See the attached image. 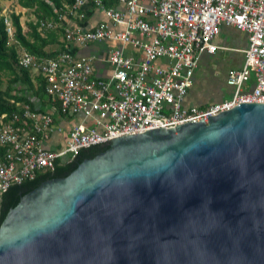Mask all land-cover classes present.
Returning <instances> with one entry per match:
<instances>
[{
  "label": "water",
  "instance_id": "95a60500",
  "mask_svg": "<svg viewBox=\"0 0 264 264\" xmlns=\"http://www.w3.org/2000/svg\"><path fill=\"white\" fill-rule=\"evenodd\" d=\"M0 264H264V102L114 137L16 195Z\"/></svg>",
  "mask_w": 264,
  "mask_h": 264
},
{
  "label": "built area",
  "instance_id": "2783aa9c",
  "mask_svg": "<svg viewBox=\"0 0 264 264\" xmlns=\"http://www.w3.org/2000/svg\"><path fill=\"white\" fill-rule=\"evenodd\" d=\"M86 3L102 9L105 19L91 26L59 25L67 13L83 18ZM9 12L2 10L11 42ZM53 13L33 24L41 31L61 27L64 47L49 56L20 48L17 64L41 77L56 108L51 113L21 104L18 113L0 112V194L72 161L81 148L148 129L206 122L239 102H264V0H115L108 6L102 0H73ZM221 24L245 33L247 41L241 65L225 76L231 94L205 107L185 105L199 56L218 48L214 37ZM104 39L115 47L106 55L111 72L103 78L94 75L92 58L75 48ZM53 113L78 118L63 143L50 149L44 142L61 131Z\"/></svg>",
  "mask_w": 264,
  "mask_h": 264
},
{
  "label": "crops",
  "instance_id": "0c3cea01",
  "mask_svg": "<svg viewBox=\"0 0 264 264\" xmlns=\"http://www.w3.org/2000/svg\"><path fill=\"white\" fill-rule=\"evenodd\" d=\"M2 1L3 3H1ZM60 1V3H63L64 0ZM47 3L50 5L51 11L53 12L55 6L50 1ZM0 4L7 10L19 13L21 32L30 40L32 37L29 33L31 32L32 27H34L42 37L48 38L47 43L42 47L44 53L50 51L56 52L64 47L61 27L57 26L53 29L41 31L33 24L34 19L40 18L39 14L37 15L35 13V5L22 7L16 0H0ZM104 5L106 4L104 3ZM89 9L91 11L90 15L86 18H82L83 20H86L84 24L85 26H91L96 22L105 19L102 9L93 7ZM39 11L41 12V9H39ZM77 20L78 17L67 13L59 25L78 23ZM13 42H15V40H13L12 43ZM214 43L218 46L214 53H202L199 56L197 66L193 72L192 82L187 88L184 97L185 105L205 107L211 103L219 102L222 99L228 98L231 94V87L226 85L225 76L228 69L236 68L241 65L243 58L242 49L247 45L246 35L231 25L221 24L217 35L214 37ZM112 44L111 41L104 39L100 41H91L86 45L76 47L75 49L78 55L90 56L92 58L91 62L94 75L104 78L111 72V66L106 61V55L108 53L107 48ZM20 48L21 47H19V49ZM125 51L131 52L134 56L139 55L136 49L125 47ZM157 63H163V61L158 60ZM31 75L36 76V73L31 71ZM33 78L35 82L36 77ZM32 101L34 107L39 106L40 101L37 98H33ZM50 103L47 104L44 111L52 113L56 106L51 101ZM52 116L54 124L59 126L61 131H53L50 138L44 142V145L50 149L57 148L63 143L67 128L78 118L62 117L56 113H53Z\"/></svg>",
  "mask_w": 264,
  "mask_h": 264
},
{
  "label": "trees",
  "instance_id": "16d2710c",
  "mask_svg": "<svg viewBox=\"0 0 264 264\" xmlns=\"http://www.w3.org/2000/svg\"><path fill=\"white\" fill-rule=\"evenodd\" d=\"M17 3L22 7H30L35 5V13L39 17H50L54 16L51 11L50 5L47 3L50 1L56 8L62 4L71 3L73 0H64L60 3V0H16ZM103 3L108 5L115 4V0H102ZM92 7L91 3H86L82 6L83 16L86 18L90 15L91 11L89 8ZM37 8V9H36ZM4 7L0 4V112H5L7 116L11 113H18L20 111L21 104H27L30 109L44 111L47 104L50 103L49 96L45 94L43 88V80L36 74L31 75V71L23 69L17 64L18 49L28 51L37 56L41 55H52L54 51L44 53L42 47L47 43L48 38L42 37L39 32L32 27L29 33L32 39L30 40L21 32L19 24V13L9 12L8 16L11 21L13 28L12 39L15 42H10L9 37L5 33V26L3 23L2 10ZM41 9V12L39 11ZM8 12V11H7ZM85 19H78L77 22L80 25L85 24ZM60 31V30H59ZM36 80L34 82V78ZM4 82V85L2 83ZM33 98H37L40 103L38 107H34ZM51 104V103H50ZM52 105V104H51ZM108 144L93 145L85 148H81L75 154L72 161L64 164H56L55 168L51 172H45L38 175L32 180H24L19 184H13L9 186L3 193L0 194V222L4 217L8 208H10L16 195L24 194L28 190L37 186L43 180L51 177L64 176L70 172L83 158H89L95 155L97 152L107 148Z\"/></svg>",
  "mask_w": 264,
  "mask_h": 264
},
{
  "label": "rangeland",
  "instance_id": "374dc122",
  "mask_svg": "<svg viewBox=\"0 0 264 264\" xmlns=\"http://www.w3.org/2000/svg\"><path fill=\"white\" fill-rule=\"evenodd\" d=\"M1 3H3V1L1 2ZM113 47H115L114 45H111L110 47H108L107 49L109 50V49H112ZM4 85V82L2 83V85L1 86H3Z\"/></svg>",
  "mask_w": 264,
  "mask_h": 264
}]
</instances>
